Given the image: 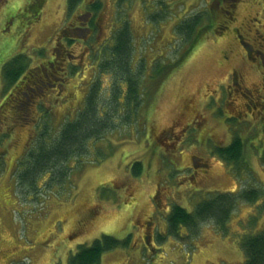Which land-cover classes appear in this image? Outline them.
Returning <instances> with one entry per match:
<instances>
[{"label":"rangeland","instance_id":"1","mask_svg":"<svg viewBox=\"0 0 264 264\" xmlns=\"http://www.w3.org/2000/svg\"><path fill=\"white\" fill-rule=\"evenodd\" d=\"M67 1L46 0L36 14L32 9L23 11L21 18L18 17L22 22L16 21L12 31L13 23L5 29V17L19 14L23 5L24 9L29 5V0H2L0 8L5 6L0 9V85L3 64L22 53L35 57L30 60L34 65L46 60L36 58V51L40 49L44 57L49 56L54 36L64 26ZM102 1L106 12L103 34L97 44L125 22L129 23L136 63L135 75L131 76L140 84L141 97L145 99L141 108L131 115L129 125L117 126L96 144L90 157L74 168L68 185L44 190L36 198L25 194L16 181L18 162L33 145L35 130L17 129L4 143L6 159L0 162V264H68L81 246H91L103 236L132 238L127 246L106 252L100 264H243L241 241L264 230V122L253 125L251 121L231 117L237 116L235 105L240 101H230L228 107L224 101H211L208 115L226 117L228 121L227 124L213 121L201 104L200 117L193 125L206 123L200 132L206 133V142L198 144L192 136L184 139L171 126L178 121L186 97H203L232 70L241 55L235 29L245 35L250 29L249 39L254 36L250 44L260 40V35L264 37L262 4L240 0L235 9L237 19L224 38L209 34L171 71L170 66L190 48L187 40L193 38L176 32V27L190 21L191 15L205 13L209 21V8L215 0ZM255 20L261 21L259 28L250 26L258 23ZM78 46L80 51L84 47L82 43ZM224 50H230L231 60L226 64ZM85 58L76 73L70 72L67 83L73 91L70 105L56 102L57 110H54L62 114L61 121L77 115L90 84L96 81L95 64L86 67L92 58L88 59L87 53ZM100 78L103 79L99 89L102 101L112 81L111 77ZM224 84L219 89L223 95L227 89L222 87ZM123 86V90L128 88L126 84ZM3 94L1 85L0 102ZM53 96L51 93L50 97ZM65 96L62 94L61 99ZM120 97L123 101L125 96ZM51 101L48 98L42 102V108H35L33 117H39ZM125 112V106L120 104L116 116H124ZM54 119L53 123L57 121ZM53 123L51 120L50 125ZM159 131L164 134L156 135ZM236 137L245 144L244 162L238 168L222 161L210 148L214 146L212 140L223 145L228 139L227 146ZM192 157L198 159L196 166L204 161L210 165L212 177L205 181L206 188L198 184L204 182L202 176L192 179L199 172L198 168L192 169ZM137 161L143 166L139 176L133 174V164ZM252 189L260 197L253 203L239 199L225 231L205 222L195 229L181 228L179 237L170 235L167 217L173 205L193 212L209 197L225 193L239 197ZM149 233L151 241L144 240V234L148 237Z\"/></svg>","mask_w":264,"mask_h":264},{"label":"trees","instance_id":"2","mask_svg":"<svg viewBox=\"0 0 264 264\" xmlns=\"http://www.w3.org/2000/svg\"><path fill=\"white\" fill-rule=\"evenodd\" d=\"M45 1L34 0L32 11L40 13ZM123 1L126 0H120ZM238 2L240 0H215L209 8V21H206L205 13L191 15L188 18L190 21H184L176 27V32L193 38L187 40L190 48L185 50L177 63L170 66L171 71L177 69L209 34H223ZM105 12L102 0H68L64 26L54 36L56 40L49 56L44 57V51L40 49L36 51V58L40 56L46 60L34 65L30 60L35 57L31 58L25 52L2 66L1 85L4 94L0 102V162L6 157L5 144L13 133L20 128L33 127L36 136L31 148L18 162L16 181L25 194L34 198L42 195L44 190L68 185L74 168L90 157L96 150V144L113 133L117 126L128 124L131 115L141 108L145 99L141 97L140 84L132 79L136 63L133 58L134 38L129 23L125 22L120 29L113 30L97 44L100 42L98 33L102 29ZM81 43L84 47L80 51L78 44ZM85 53L88 59L92 58L86 67L91 68L95 64L96 81L90 84L77 115L61 121L62 114L55 111L56 102L60 100L70 105L73 98V91L67 85L70 72L76 73L79 65H83L81 57ZM159 68L156 70L159 71ZM100 76L111 77L112 81L102 101L99 89L103 79ZM123 84L128 88L123 90ZM51 93H54L53 97H50ZM62 94H66L63 99ZM121 94L125 96L123 101L119 99L122 98ZM48 98L53 101L46 105L39 117H33V110L42 108V102ZM120 104L126 108L124 116H116ZM53 119L57 121L53 123ZM217 153L222 161L238 168L244 162L245 144L236 137L229 148L218 149ZM133 165V174L141 175V162H134ZM259 197L253 189L241 193L239 197L227 193L217 194L200 202L193 212L173 205L167 217L168 231L170 235L179 237L181 228L195 229V226L205 222H212L218 229L225 231L236 202L243 198L241 200L253 203ZM131 238L119 240L103 236L91 246H81L70 257L68 264H100L106 252L127 246ZM241 247L245 256L243 264H264V230L241 241Z\"/></svg>","mask_w":264,"mask_h":264},{"label":"flooded vegetation","instance_id":"3","mask_svg":"<svg viewBox=\"0 0 264 264\" xmlns=\"http://www.w3.org/2000/svg\"><path fill=\"white\" fill-rule=\"evenodd\" d=\"M8 1L9 0H7V2ZM255 1H258L262 4L261 7H262V10L264 11V0H255ZM1 2H2V0H0V6L2 4ZM28 3H29V5L25 9H24L25 5L22 6V8L19 10V12H20L19 14H14L12 18L5 17L4 27L6 30L13 23V25L11 26V29L13 31V28L15 26L16 21H18L19 23L22 22V20L19 19V18H21L22 12L25 10H28V9L30 10L31 8H33L34 0H29ZM4 6H2L0 8L1 11L3 10ZM237 6H238V4H237ZM262 13H264V12H262ZM25 15H23V17ZM236 19H237V17H236V10H235L230 21L227 22L226 26L224 27L223 34L220 36H222L224 38V36L228 33V31L232 29L231 28L232 23L235 22ZM37 20L38 19H36L35 21H37ZM35 21H33V22H35ZM255 21L258 23L254 24V25H250V26L251 27L254 26L255 28H257V27L259 28V26H260L259 24H261V21H259V20H255ZM28 26H29V24H28ZM20 27H21V24L18 28V33H19ZM235 30H236V37L235 38H237V45H239V47L241 49V55H238V60L236 61L235 64H233L232 70L228 73L227 76L223 77L222 80L217 81L214 88L211 89L210 91H207V94H205L203 97L199 96L200 97L199 98V97H196L195 95L186 97L184 100V103L182 105V109H181V113L179 115L178 121L175 122L174 125L171 126L172 128H177L179 130L178 134H180V135L182 134L184 139H185V137L192 136V137H195L197 139L196 141H199L198 144H200V142L204 141L206 133L203 131V133L200 134V132L202 130H204L206 123H203V124L201 123L198 126H195L193 124L196 122L195 119H198L200 117L199 106L201 104L204 105V109L207 113V116L209 118L211 117L210 114L208 115V113H209L208 104L211 101H213L214 103L224 101L223 104L226 105L227 107H228V104L230 103V101H240V103H242V104L239 103V104L235 105L237 116L232 115L231 117H234L235 119H236V117H238L239 121H245V120L251 121L253 123V125L257 124V123L261 124L262 122H264V37H262V35H260L258 37V38L261 37L260 40L254 41L255 43L250 44V41H253V38H254V36H253L251 39H249L250 29L246 32V35L242 34V32H240L238 29H235ZM101 32L103 34L102 29H100V31L98 33V38L100 37ZM55 37L53 39L54 44H55V40H56ZM246 38L249 41H247ZM255 40H257V39H255ZM28 47H31V46H28ZM25 48H27V47H25ZM86 51H88V48ZM85 54H83L81 57L83 61L86 59ZM87 58H88V56H87ZM229 60H231L230 50H224L223 51L224 63L225 64L229 63L230 62ZM231 62H233V61H231ZM255 76H258V79H255L254 78ZM222 82H225V84L222 87L225 89L227 88L226 92H228V95L225 91H224V95H223V92L219 91L220 84ZM70 95H72V94H70ZM232 104H234V103H232ZM211 119L213 121H216L218 123L220 122L223 124H227L226 122L228 121V119H226V117L219 118L217 116H212ZM171 127H169V128L172 129ZM148 134H150V132ZM155 134L160 135V134H164V133H163V131L162 132L159 131V132H155ZM227 140L224 142L223 145H221L220 142L217 143L216 140H212V141H214V146L210 147V148L214 151L215 155L219 156L217 153L218 149L221 150V149L229 148L232 145L235 138L233 139V141L229 145L225 146ZM183 141L180 143H183ZM204 142H206V141H204ZM153 143H154V140H153ZM204 149H205V147H204ZM196 160H198V159H196L195 157L194 158L192 157V159H191L192 169L198 168L199 172H201V173L198 172L195 176L192 177V179L194 180L195 177H197L198 175L202 176V179L204 180V182L200 181V183H202V184H200L198 181V184L201 185V188H206L204 185L205 181H207L208 179H211V177H212V171L210 169V165H209L208 161H204L203 163H200L199 165L196 166L195 165ZM230 165H232V164H230ZM151 224H152L151 220L149 219V221H147L148 229H150ZM148 229L145 231H148ZM151 238L152 237L150 236V233H149L148 237L145 234L143 236L144 240L151 241Z\"/></svg>","mask_w":264,"mask_h":264}]
</instances>
